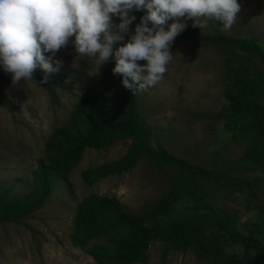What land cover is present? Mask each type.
<instances>
[{
	"label": "rangeland",
	"instance_id": "rangeland-1",
	"mask_svg": "<svg viewBox=\"0 0 264 264\" xmlns=\"http://www.w3.org/2000/svg\"><path fill=\"white\" fill-rule=\"evenodd\" d=\"M237 2L241 10L236 23L228 30L220 21L208 20V26L199 29L193 26L192 19L181 18L180 22L186 27L170 45L173 58L167 65L163 80L147 90L136 91L139 113L150 126V143L208 168L220 167L226 156L235 160L244 150V140L243 144L237 136L232 137L237 133V127H231L225 119L218 120L212 115L226 103L223 88L230 77L228 66H241L237 63L246 62V54L201 40L189 29L193 28L203 35L247 38L264 49V0ZM119 22L113 17V23ZM172 22L170 19L167 24ZM138 24H129L125 42L134 34ZM72 40L74 36L55 55L44 53L51 57L53 67H59L57 72L48 74L47 83H41V79L37 78L45 75L37 68L32 80H21L13 85L11 74L0 66V190L10 187L11 193L15 194L31 188V171L43 151L47 135L67 119L86 86L100 90L107 79L99 74L100 62L95 61V57L81 58L77 55ZM56 61L61 63L57 65ZM107 62L114 60L110 58ZM247 63L250 65L249 60ZM263 140L264 137L262 140L255 139L253 150L257 147L260 151ZM128 145L129 140L118 139L101 150L86 148L69 179L60 178L55 182L41 208L17 223H0V264H97L82 248L70 241L78 201L88 194L113 195L125 210L141 215L144 205L157 199L167 186L160 171L145 158L139 159L129 171L100 178L93 185L84 182L81 177L83 169L120 158ZM240 171L249 177L256 174L244 169ZM211 186L209 183L205 187L209 189ZM237 187L233 186L231 193L218 190L216 199L206 200L229 214H237L235 227L249 239L244 224L248 227L247 222L252 221V217L264 224V207L259 217L252 214L247 209L252 199ZM243 187L247 190L246 185ZM183 204L184 201L179 200L175 214L182 210ZM262 232L253 243L254 249L264 247V228ZM164 244L161 240H152L148 248V262L134 264H205L192 249H171L166 259L162 260ZM241 246L234 248L242 249Z\"/></svg>",
	"mask_w": 264,
	"mask_h": 264
},
{
	"label": "trees",
	"instance_id": "trees-1",
	"mask_svg": "<svg viewBox=\"0 0 264 264\" xmlns=\"http://www.w3.org/2000/svg\"><path fill=\"white\" fill-rule=\"evenodd\" d=\"M130 14L136 17L132 22L140 23L146 12L143 8L133 9ZM189 30L201 40L246 54V62L237 63L241 66H228L230 77L223 88L226 103L212 115L237 127L232 137L245 142L242 154L235 160L223 157L220 167L208 168L191 163L162 146H153L150 126L139 113L137 93L132 94L123 86L120 74H113L114 62H106L98 66L99 74L107 78L101 89L86 86L67 119L45 138L43 151L31 171V188L15 194L10 187L0 190V223H17L41 208L55 182L60 178L69 179L86 148L101 150L118 139H127L129 145L120 158L83 169L84 182L93 185L100 178L129 171L139 159L145 158L160 171L167 186L157 199L144 205L141 215L125 210L113 195L82 197L70 232L74 246L82 248L97 264L147 263L152 240L165 243L162 260L171 249H192L205 264H264V247H253L257 236L263 234L264 224L253 217L247 222L249 228L244 224L250 237L247 239L235 227L237 214H229L206 200L216 199L218 190L231 193L233 186H238V190L252 199L247 209L257 217L261 215L264 140L260 151L257 147L253 150L252 145L255 139L264 137V49L247 38L203 35L193 28ZM37 78L42 80L40 76ZM242 169L256 174L249 177L240 171ZM209 183L212 186L207 189L205 186ZM179 200L184 204L175 214ZM240 244L242 249L234 248Z\"/></svg>",
	"mask_w": 264,
	"mask_h": 264
},
{
	"label": "clouds",
	"instance_id": "clouds-1",
	"mask_svg": "<svg viewBox=\"0 0 264 264\" xmlns=\"http://www.w3.org/2000/svg\"><path fill=\"white\" fill-rule=\"evenodd\" d=\"M142 8L146 14L125 42L136 19L130 13ZM240 10L237 0H0V66L13 85L32 80L37 68L45 73L41 83H47L59 67L44 53L55 55L74 36L79 57H95L100 64L111 58L113 74L135 94L163 80L173 58L170 45L186 27L181 18L192 19L199 29L208 20L220 21L228 30ZM113 17L120 22L113 23Z\"/></svg>",
	"mask_w": 264,
	"mask_h": 264
}]
</instances>
